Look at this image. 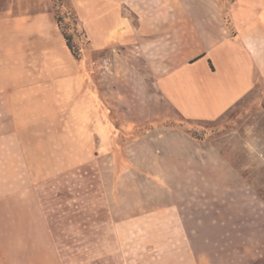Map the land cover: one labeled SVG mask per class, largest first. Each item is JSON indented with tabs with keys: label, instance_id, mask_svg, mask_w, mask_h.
<instances>
[{
	"label": "rangeland",
	"instance_id": "obj_1",
	"mask_svg": "<svg viewBox=\"0 0 264 264\" xmlns=\"http://www.w3.org/2000/svg\"><path fill=\"white\" fill-rule=\"evenodd\" d=\"M35 1L60 20L47 35L53 51L35 54L42 76L89 84L106 127L76 138L62 109L56 124L41 116L20 132L19 148L0 100V188H20V264L159 263L152 252L147 261L101 257L98 240L108 229L97 220L126 221L172 205L209 264H264V79L220 117L187 120L159 97L142 61L94 49L68 0ZM62 32L72 36L77 58Z\"/></svg>",
	"mask_w": 264,
	"mask_h": 264
},
{
	"label": "crops",
	"instance_id": "obj_2",
	"mask_svg": "<svg viewBox=\"0 0 264 264\" xmlns=\"http://www.w3.org/2000/svg\"><path fill=\"white\" fill-rule=\"evenodd\" d=\"M68 3L94 49L128 52L142 61L159 97L187 120L220 117L264 79V0ZM56 25L48 7L42 10L35 0H0V100L11 119L8 138L19 148L20 132L41 116L56 124L62 109L76 138L105 131L104 105L89 84L83 88L73 76H42L36 55L50 52L47 35ZM97 223L108 229L98 240L101 257L129 261L141 255L147 261L152 252L161 259L152 264H209L192 248L178 205L126 221L99 217ZM0 264H20V188H0Z\"/></svg>",
	"mask_w": 264,
	"mask_h": 264
},
{
	"label": "trees",
	"instance_id": "obj_3",
	"mask_svg": "<svg viewBox=\"0 0 264 264\" xmlns=\"http://www.w3.org/2000/svg\"><path fill=\"white\" fill-rule=\"evenodd\" d=\"M57 24L59 25L60 20L56 19ZM62 36L64 37L65 41H66V45L68 47V49L70 50V52L72 53V55L77 58V53L73 50V46H72V36L67 35L66 33L62 32Z\"/></svg>",
	"mask_w": 264,
	"mask_h": 264
}]
</instances>
